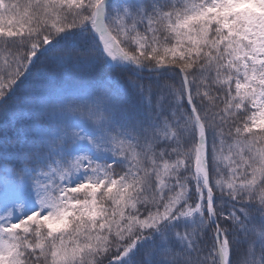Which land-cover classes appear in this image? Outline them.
<instances>
[{
    "label": "snow or ice",
    "instance_id": "1",
    "mask_svg": "<svg viewBox=\"0 0 264 264\" xmlns=\"http://www.w3.org/2000/svg\"><path fill=\"white\" fill-rule=\"evenodd\" d=\"M12 120L0 264H264V0H0Z\"/></svg>",
    "mask_w": 264,
    "mask_h": 264
},
{
    "label": "trees",
    "instance_id": "2",
    "mask_svg": "<svg viewBox=\"0 0 264 264\" xmlns=\"http://www.w3.org/2000/svg\"><path fill=\"white\" fill-rule=\"evenodd\" d=\"M49 55H52V53H49ZM47 70V71H57L60 73L54 78V83L56 85V88L58 90H71L74 89L77 84L78 80L76 76L73 74L72 70L69 68L67 71H64V69H55L54 65L48 60L47 57H41L36 65L32 69V74L30 78L23 83L20 88L17 89L16 96L13 98H10L8 101L9 105H14L18 101L24 98V96L28 93H30L35 87L36 89H40L42 86V82L40 78L36 75L38 70ZM145 78H147V74H144ZM128 78H132L130 73H126L123 76L120 77L121 83L124 84L125 80ZM177 86H179V80L176 81ZM126 88V84H125ZM220 107H223V103L220 104ZM0 127H3L6 129L5 136H13L15 137L17 135V132L19 131V136L22 139L23 138V132L24 129L21 127V125L17 124L15 120H12L11 124H4ZM77 129H74V131ZM14 157H9V159H13ZM4 167H7L9 171H11L10 167L8 165H4ZM116 172H120V168H116ZM187 174V173H186ZM189 187L192 190V199L189 200L190 204H193L195 201V186L194 184L190 183ZM26 191L25 189L20 186L18 183H14L12 179L9 177H6L2 174V170H0V212H3L4 208L10 205L18 204L19 202H22L25 197ZM244 249L241 248L238 251L234 250L232 253V261L233 264H235V261L238 257V255L243 252Z\"/></svg>",
    "mask_w": 264,
    "mask_h": 264
},
{
    "label": "rangeland",
    "instance_id": "3",
    "mask_svg": "<svg viewBox=\"0 0 264 264\" xmlns=\"http://www.w3.org/2000/svg\"><path fill=\"white\" fill-rule=\"evenodd\" d=\"M68 69H64V71H67Z\"/></svg>",
    "mask_w": 264,
    "mask_h": 264
}]
</instances>
